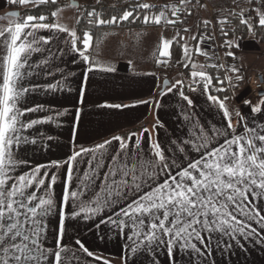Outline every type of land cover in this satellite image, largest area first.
Segmentation results:
<instances>
[{
    "label": "snow or ice",
    "instance_id": "1",
    "mask_svg": "<svg viewBox=\"0 0 264 264\" xmlns=\"http://www.w3.org/2000/svg\"><path fill=\"white\" fill-rule=\"evenodd\" d=\"M9 2L38 7L49 2L55 4L57 0ZM239 2L233 0L237 6ZM190 3L191 0H179L178 4L165 5L153 16L145 14L143 23L175 27L184 23L183 16L192 15ZM248 3H254L255 7L240 8L238 12L229 9L226 16L217 19L224 37L229 35L226 26L232 16H239V24L245 26L249 33L254 34L257 26L264 28V0H248ZM198 6L205 7L204 4ZM153 7L147 3L137 4L121 16L110 19L102 18L95 10L88 11V24L101 27L135 23L139 19L135 15L137 9ZM59 12L57 9L50 15L58 21ZM10 15L15 17L17 13ZM47 20L48 16L44 14L28 15L23 22L15 23L14 28L0 30V264H83L82 254L95 260L102 259L89 251L79 238L75 240L78 249L63 243L66 221L77 219L94 221L99 218V223H95L97 230L100 225H107L115 228L118 234L130 229L127 250L133 257L139 252L149 254L152 264H157V252L165 248L170 264H179L175 259L177 250L182 257H188L189 264H216L214 251L230 257L234 248L243 252L248 244L264 250V123L256 115H264L261 107L264 98L251 107L253 115L250 118L235 111L237 120L234 125L226 103L229 97L211 94L213 91L225 92L224 80L215 78L221 86L214 87L213 77L205 71L193 70L188 88L191 92L207 94V101L222 113L226 125L206 127L200 123L194 118L195 105L184 92V82L177 79L169 85V81L164 80L160 96L178 90L181 100L187 102L180 111L187 134L173 139L167 150L162 149L157 141L150 143L149 154L146 155L142 140L149 129L145 128L140 133H129L127 138L113 136L94 148L81 147L64 160H51L46 164L33 163L23 155L29 146L34 150L37 147L46 149L45 141L53 139L39 131L37 126L55 124L59 127L60 117L68 113L67 108L58 110L39 102L34 106L26 104V97L33 93L48 96L71 92L68 79L75 73L65 74L63 69L54 65L56 59L66 51L76 54L86 65L85 81L94 71H116L111 64H98L91 58L89 49L93 37L89 31L83 32L81 40L75 30H69L59 22H45ZM202 24L205 31L215 27L207 19ZM41 31L50 35H38ZM182 31L188 33V37L180 35L177 30L172 39H161L159 56L170 57L173 44L186 40L196 41L195 52L207 56L201 45L212 37L204 34L198 37L188 27ZM52 34H66L67 47L53 50L50 44L54 39ZM78 43H82L83 48H79ZM180 46L184 52V66L188 67L192 50L186 42ZM224 46L238 47L229 39L224 40ZM34 54H41L38 61L32 59ZM225 55L235 58L231 51ZM156 63L166 64L167 60L157 59ZM191 66L193 69L204 67L195 63ZM209 67L222 68L224 65L211 64ZM227 71L238 73L239 69L230 67ZM40 77L46 82L26 84L29 78L38 80ZM224 79L234 87L230 77L225 76ZM235 79L240 81L242 77L237 74ZM79 91V103L83 104L84 87ZM98 107L120 109L129 105L105 103ZM80 112L81 109L77 108V120ZM36 113L46 115L29 116ZM239 127L243 132L237 131ZM113 141L119 142L118 147L110 152ZM192 153L196 154L195 157ZM84 157H89L88 167L82 176H77L79 183L73 189V175L79 171L78 165ZM65 168L63 194L58 203L54 187L60 180V170ZM96 187L99 190L92 191ZM109 209L112 210L110 214ZM54 213L59 216V224L54 247H49L46 245L47 218ZM130 258L125 257V264ZM103 264H109V261L104 259Z\"/></svg>",
    "mask_w": 264,
    "mask_h": 264
},
{
    "label": "crops",
    "instance_id": "2",
    "mask_svg": "<svg viewBox=\"0 0 264 264\" xmlns=\"http://www.w3.org/2000/svg\"><path fill=\"white\" fill-rule=\"evenodd\" d=\"M143 3L149 5H171L178 4L179 0H142ZM209 3L221 6L224 8H231L238 12L240 8L252 7V4L248 3V0H240L238 6L233 3V0H208ZM67 5L70 6L68 3ZM12 4L9 0H0V30H5L8 27H13L17 22H9L4 20L6 13L11 10H21L29 8L34 5H22ZM73 7V6H72ZM189 7L192 10L190 19L186 22L185 27L191 28L192 33L196 34V22L198 20H205V10L197 6L196 2L191 0ZM251 15H255L251 13ZM153 16V15H152ZM14 18V17H13ZM59 22L64 25L63 22L57 21L55 18L50 22ZM66 26V25H64ZM69 30H75V19L68 27ZM155 30H165V25L156 26H143L136 28H123L114 27L112 29L115 32L125 30L134 35L135 39L127 38L125 40L126 55H116L113 49L114 43L110 44L112 49L109 50L105 43L104 50L101 49L97 52V56L101 60L109 62L115 67L116 71L112 73H105L94 71L89 73L87 81L84 80V71L86 65H84L76 54L65 52L61 58L54 61V65L63 69L65 74L75 73V75H69L68 83L71 87V92L65 91L63 93H57L55 95H42L33 93L26 97V104L28 106H34L39 102L46 105H52L58 110L68 109V113L63 117H60L61 126L57 127L55 124H45L37 126L39 131L43 132L46 136H52L51 141H45L48 147H37L35 150L29 146L27 151L23 153L33 163L46 164L51 160H64L74 150L79 151L81 147L94 148L95 145L103 143L105 140H110L113 136H123L127 138L129 133H140L143 129L147 128L149 131L144 134L142 140V146L145 154H149V145L153 142H159L162 149L167 150L171 141L176 138L186 136L187 128L183 117L180 115L181 106H187L186 101H182L179 97L178 90L168 93L165 96H160L159 92L162 88L164 80L169 81V85L173 83L169 76L162 74L160 68L170 69L179 64L173 63L170 57H160L159 47L161 39H172L176 35V29L173 26L172 34L164 36L158 35L153 40L150 37V33L147 28H153ZM38 35L49 36L47 31H41ZM54 39L50 42L53 50L57 48H66V41L68 39L66 34H52ZM188 37V33L180 34ZM143 39L144 50L153 48L152 57H147L146 61H137L140 54L135 53L137 50L133 49L136 42ZM237 44L238 47L227 48L226 51H231L234 57H230L237 69H239L242 79L238 82V87L233 92V95L228 99L227 106L232 113V122L236 124L235 111H240L243 116L251 117V107L259 103L261 99L253 100L252 102L245 104L242 103L243 98L248 94V83L250 78L255 73L264 74V43L258 41L254 35L248 34L247 36L240 38L235 37L230 39ZM187 43L192 50V59L198 58L196 63L198 66L203 65V68L197 67L193 69L183 66L179 68L183 72V77L180 79L184 82V92L194 102V118L199 120L200 123L206 127H211L212 124L220 125L225 124L227 121L222 120V113L217 110L211 102L207 101V94L202 91L191 92L188 88V84L191 78V72L205 71V67L208 65L207 57L209 54L210 42L202 44L201 47L207 52V56L199 55L195 52L196 41L186 40L183 43ZM95 41L92 42V47L89 49V54L92 58ZM81 48V47H79ZM83 48V45H82ZM183 49V48H182ZM184 53V52H182ZM46 54V53H45ZM59 55V54H58ZM144 57L145 55L142 54ZM41 54H34L33 60L38 61ZM157 59L167 60L172 65L166 66V64H157ZM75 60V63L73 62ZM131 62V63H130ZM100 64V63H98ZM106 65V64H105ZM136 67V68H135ZM169 67V68H168ZM135 68V69H133ZM206 72V71H205ZM51 79V78H49ZM44 83L46 82L43 77L38 80L29 78L26 84L30 83ZM84 87L85 96L83 104L80 101V88ZM212 94V93H211ZM141 101H147V103H140ZM159 102V103H157ZM126 104L127 108H107L98 107L102 104ZM264 109V105H261ZM81 109L80 118H76V109ZM46 113L29 114L31 118L42 117ZM259 121L264 123V115L256 114ZM158 125H162L158 126ZM75 129V136L73 132ZM238 132H243V128L239 127ZM151 137V140L149 139ZM73 141L75 147H73ZM135 137L133 138V143ZM222 142V141H221ZM117 141H113L110 152H113L118 147ZM170 154V153H169ZM195 157V153L191 154ZM84 157L83 162L78 165L79 171L73 175L72 187L75 189V185L79 183L77 176H82L83 171L88 167L87 159ZM66 168L60 170V180L57 181L54 187V197L59 203L63 194V179L65 176ZM99 181H97V185ZM98 187L92 189V191H98ZM43 194V193H41ZM118 210V209H117ZM111 209L108 210L109 214ZM264 215V213H262ZM48 220V240L46 245L54 247V236L58 230L59 216L57 213L49 216ZM95 223H99V218L94 221H85L83 219L67 220L66 232L64 235L63 243L70 245L78 249V245L75 244V240L79 238L85 247L92 251L95 255L100 256L102 259L95 260L93 257H87L83 255V264H103V260L107 259L109 264H125V257H132L127 260V264H152V257L145 253L139 252L133 254L127 250V245L130 243L127 239V235L131 233L130 229H125L124 234H118L115 228H111L107 225H100L99 230L95 228ZM196 242V241H193ZM243 242V241H242ZM198 243V242H197ZM199 246V244H198ZM247 250L241 251L238 248H234V254L230 257L221 256L219 251H214L213 258L216 260V264H264V250H261L259 246H253L251 244L246 245ZM175 259L179 261V264H189L188 257L181 256L177 250L175 253ZM157 264H170L167 256L166 248L157 252L156 254Z\"/></svg>",
    "mask_w": 264,
    "mask_h": 264
},
{
    "label": "trees",
    "instance_id": "3",
    "mask_svg": "<svg viewBox=\"0 0 264 264\" xmlns=\"http://www.w3.org/2000/svg\"><path fill=\"white\" fill-rule=\"evenodd\" d=\"M70 0H57L55 4H52L49 2L46 5H40V6H32L29 8H24L19 10L20 15L19 17H23V19L17 20L16 22H23V20L28 16V15H33V16H39L41 14H44L48 16V20L45 22L50 23L53 18L51 17L50 13L55 10L58 6H62L65 4H68ZM79 6L77 8V16L75 19V31L77 32V36L82 40L83 38V32L84 31H89L90 34L93 37V41H95V38L101 33L102 31H106L109 28H114V27H123V28H136V27H143V26H156L154 24H149L145 25L143 23V16L145 14L152 16L155 13L158 12L159 9L163 8V4L161 5H152L154 6L153 8L149 10H142V9H137L135 15L139 17V19L135 23H128V22H123L122 24L119 25H105L101 27H92L89 26L88 24V17H87V12L88 11H93L95 10L96 12L100 13L102 18L104 19H110L112 16H121L125 10H131L135 5L137 4H144L142 0H79L78 1ZM216 6V5H214ZM222 6V5H221ZM224 7V6H223ZM231 8H224L220 12L216 11V17L217 19L222 18L228 14V10ZM18 17V18H19ZM191 16H187L184 20V23L176 25L174 28L177 29L178 27H181L183 24H186V22L190 19ZM77 18L80 19V23L77 24ZM239 16H232L229 17L230 23L226 27L229 29V35L228 37H224L222 33L220 32V25L217 23L215 24L217 28V37L218 40L222 46L223 49H227L226 46H224V40L225 39H233L235 37H240L243 38L247 36L248 34L254 35V37L264 43V28L256 27L255 32L249 33L247 28L245 26H242L239 24ZM199 26V27H198ZM196 34L199 37V35L204 34V35H210L212 37V31L211 27L205 31V28L202 24V20H198L196 22ZM212 41V40H211ZM210 43L212 44V42ZM183 44V41L180 43H174L173 46L170 48V59L173 63H176L180 60L183 49L180 46ZM78 47L82 48V43H78ZM205 71L213 77V86L214 87H220L221 85L216 83L215 78H220L223 80V75L222 72L218 68H212L207 65L205 67ZM226 90L223 93H216V92H211L213 95H218L220 98H223L224 96H227L230 98L231 93L226 88L225 82L222 85ZM238 85L236 86V88Z\"/></svg>",
    "mask_w": 264,
    "mask_h": 264
},
{
    "label": "rangeland",
    "instance_id": "4",
    "mask_svg": "<svg viewBox=\"0 0 264 264\" xmlns=\"http://www.w3.org/2000/svg\"><path fill=\"white\" fill-rule=\"evenodd\" d=\"M73 1H77L78 2L79 0H73ZM193 1L196 2L197 6L199 4H204V3H202L201 0H193ZM206 1H208V0H206ZM209 4L210 5H213L211 3H209ZM23 7L24 6H22V5L20 6V8H23ZM216 7H218L220 9V11L224 9V7H221V6H216ZM57 9H60V12H59V20L58 21L63 22L64 25H66V26L69 27L72 24V21L74 19H76V16H77V8L65 4V5H62V6H58L57 8H55L54 11H56ZM204 10H205V13H206L205 19L208 20L209 19V11L207 9V5H205ZM237 11H239V10H237ZM185 18H186V15L184 16L183 20H185ZM20 19H23V17H19V18L6 17L4 20L9 21V22H16L17 20H20ZM185 25L186 24H183L180 27L181 29H179V27H178V29L180 31V34L183 33L182 29L185 27ZM155 29H156L155 27H153V28H147V31L150 33L149 35H150L151 39H153V40H155L158 37V35H160V36H164L165 34L171 35L172 34V30H173V28L170 27V26H166L165 27V30H163V31L162 30L161 31H158V30H155ZM178 29H176V31ZM126 30L127 29L121 30V31H118V32H115L114 29L109 28L106 31H102L101 33H99V35L95 38V43L94 44H95L96 47L93 49L92 59H94L97 63H100V64H110L109 62H107L105 60L99 59L98 56H97V52L100 51L101 49L104 50L105 43L108 44V43H111V42L114 43L113 44V49L115 51V54L116 55H122V56L124 55L125 56L126 53H127L126 50H125L127 44L124 45L125 40L127 38L135 39L134 35H132L131 32L130 33H127L128 31H126ZM211 40H208L209 42L210 41L212 42V44L210 43L211 46H209V54H208V57H207L208 58L207 59V62L208 63L210 62L209 60L212 59L211 58V54H210V52H211L210 50H211V48L213 47V45L215 43L212 38H211ZM218 42H219V40H218ZM142 43H143V39L140 38V40L136 42V45L133 46V49L134 50H137V52H135V53L140 54L138 56L137 61H146L147 60V57L150 54H151L150 55V58L152 57V52H150V51H153L152 50L153 48L152 47L151 48H148L147 47L144 50V47H143V44ZM106 47L109 48V50L112 49L111 48L112 46L110 47V44H108V46H106ZM142 54H144L145 57ZM183 56H184V53H182L181 58L178 61L179 64L177 66H175L173 68H170V69H166V68L163 67V68H160V70H159V71L162 72V74H164L166 76H169L170 80L173 81V83L177 79L180 80L183 77V72L178 69V67L179 68H182L184 66V64H185V61L183 60ZM197 62H198V58L192 59L191 62H190V67H192L191 66L192 63H195L196 64ZM168 65L170 67V65H172V63L168 61L166 63V66H168ZM135 68H133V69H135Z\"/></svg>",
    "mask_w": 264,
    "mask_h": 264
},
{
    "label": "built area",
    "instance_id": "5",
    "mask_svg": "<svg viewBox=\"0 0 264 264\" xmlns=\"http://www.w3.org/2000/svg\"><path fill=\"white\" fill-rule=\"evenodd\" d=\"M201 1H202V3L207 5V9L209 11V19L208 20L211 21V24L215 26L216 21H217V17H216L215 12L216 11L220 12V9L216 6L210 5L209 2L206 0H201ZM252 7H255L254 3L252 4ZM161 9H159V10H161ZM168 15L171 18L170 12H168ZM183 18H184V16L182 17V19ZM179 29H181V28L179 27ZM211 31H212V39L215 43L210 50L211 51L210 54H211L212 59L209 60L210 62L208 63V65H211V64H217V65L223 64L224 65V67L218 68V69L222 72L223 80L225 82L226 88H228V90L230 91L231 96H232L233 92L235 91L236 86L238 85V82H239L235 79V76L237 74L241 76V74H240V71L238 73H232V72L227 71L228 68L235 67V65H234L232 59L225 55V53L227 51L225 49H223L220 42H218L216 26L214 28L211 27ZM225 76H228L231 78V85H234V87L230 86L229 80L224 79ZM248 88H249V92L243 98L242 103H244L245 100L249 101V103H250L253 100L264 98V74L255 73L249 80Z\"/></svg>",
    "mask_w": 264,
    "mask_h": 264
},
{
    "label": "water",
    "instance_id": "6",
    "mask_svg": "<svg viewBox=\"0 0 264 264\" xmlns=\"http://www.w3.org/2000/svg\"><path fill=\"white\" fill-rule=\"evenodd\" d=\"M68 3L70 4V6L76 5L75 8H78V6H79V3L77 1L70 0ZM13 12L17 13V16H15L14 18H18L19 15H20V12L18 10H11V11L6 13V16L13 17V16L10 15ZM161 90H163V84H162Z\"/></svg>",
    "mask_w": 264,
    "mask_h": 264
}]
</instances>
